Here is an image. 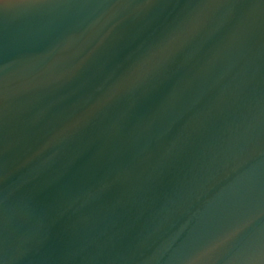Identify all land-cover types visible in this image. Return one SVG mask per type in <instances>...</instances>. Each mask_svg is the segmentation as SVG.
<instances>
[{
	"label": "water",
	"instance_id": "water-1",
	"mask_svg": "<svg viewBox=\"0 0 264 264\" xmlns=\"http://www.w3.org/2000/svg\"><path fill=\"white\" fill-rule=\"evenodd\" d=\"M0 264H264V0H0Z\"/></svg>",
	"mask_w": 264,
	"mask_h": 264
}]
</instances>
